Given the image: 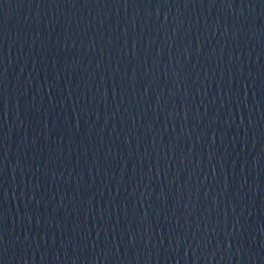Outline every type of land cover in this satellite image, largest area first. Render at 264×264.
Returning <instances> with one entry per match:
<instances>
[{"label":"water","instance_id":"water-1","mask_svg":"<svg viewBox=\"0 0 264 264\" xmlns=\"http://www.w3.org/2000/svg\"><path fill=\"white\" fill-rule=\"evenodd\" d=\"M0 264H264V0H0Z\"/></svg>","mask_w":264,"mask_h":264}]
</instances>
